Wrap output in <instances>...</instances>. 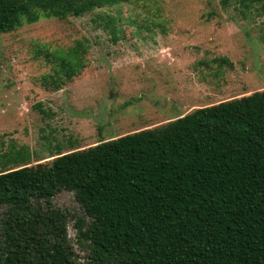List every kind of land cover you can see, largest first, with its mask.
<instances>
[{"label": "trees", "instance_id": "1", "mask_svg": "<svg viewBox=\"0 0 264 264\" xmlns=\"http://www.w3.org/2000/svg\"><path fill=\"white\" fill-rule=\"evenodd\" d=\"M131 1L0 0V34ZM79 49L55 55L46 88L80 74ZM29 161L23 148L0 156V264H80L75 217L52 203L61 191L89 219L74 224L83 264H264V89Z\"/></svg>", "mask_w": 264, "mask_h": 264}, {"label": "rangeland", "instance_id": "2", "mask_svg": "<svg viewBox=\"0 0 264 264\" xmlns=\"http://www.w3.org/2000/svg\"><path fill=\"white\" fill-rule=\"evenodd\" d=\"M244 1L133 0L0 34V156L23 148L35 165L264 89V0ZM78 45L84 69L46 88L55 55ZM52 203L75 217L67 235L83 264L74 224L89 219L73 192Z\"/></svg>", "mask_w": 264, "mask_h": 264}, {"label": "crops", "instance_id": "3", "mask_svg": "<svg viewBox=\"0 0 264 264\" xmlns=\"http://www.w3.org/2000/svg\"><path fill=\"white\" fill-rule=\"evenodd\" d=\"M159 50H160V48H158V49L156 50V52H159ZM161 51H163V50H161ZM165 51H166V52H165ZM165 51H164V52H161V54H160V55H157V56H155V54H154V57H153V58H154V59H157V62L159 63L160 60L165 59L164 57H165V55L167 54V51H168V50H165ZM163 55H164V56H163ZM126 59H127V60H125V63H127L126 61H128L129 58H126ZM166 60H167V59H166ZM119 63H120V60H116V62H115L114 65H115V66H118ZM131 63H132V62H131ZM168 63L170 64L169 61H167L166 64L168 65ZM134 66H136V65H134ZM136 67H137V66H136ZM144 86H145V85H144ZM144 86L139 84V86H138L139 88L137 87V88L140 90V93L143 92L142 90L144 89V88H143ZM134 89H136V88H134ZM140 93H139V94H140ZM139 94H138V95H139ZM169 99H170V100H169ZM169 99H168L169 101H176V100H174V99H172V98H169ZM176 99H177V98H176ZM138 100H140V97H138ZM166 100H167V99H166ZM168 100H167V101H168ZM182 100H183V99H182ZM140 101H141V100H140ZM168 105H169V104H168ZM209 106H210V105H209ZM169 107H170V105H169ZM203 107H205V106H203ZM206 107H207V106H206ZM199 108H200V107H199ZM121 111H124V110L122 109ZM154 112H155V111H153L152 115H155ZM140 116H141V115H137V118H139ZM181 116H182V115H181ZM164 123H165V122H164Z\"/></svg>", "mask_w": 264, "mask_h": 264}]
</instances>
